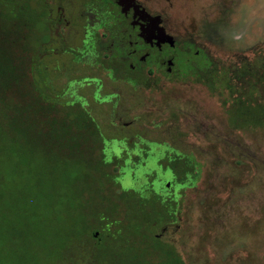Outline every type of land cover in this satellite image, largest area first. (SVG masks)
Listing matches in <instances>:
<instances>
[{"label":"rangeland","instance_id":"374dc122","mask_svg":"<svg viewBox=\"0 0 264 264\" xmlns=\"http://www.w3.org/2000/svg\"><path fill=\"white\" fill-rule=\"evenodd\" d=\"M101 1L103 11L115 16L112 0ZM135 1L158 20L157 28L176 43L174 50L185 52L181 47L191 45L201 52L216 79L212 83L210 73L201 70L164 75L163 64L153 69L160 64L152 52L133 64L138 74L122 75L125 58L116 59L119 66L112 71L107 56L114 46L104 30L89 25L91 13H84L96 10L99 0H44L50 41L39 48L33 95L51 98L55 122L66 123L64 136H80L73 117L84 111L95 143L86 170L61 152L46 153L18 137L11 149L0 129V264H55L59 256L77 251L68 239L82 233L81 247L92 248L91 235L104 221L95 215L116 222L109 229L118 227L126 236L118 249L145 250L153 264L158 252L148 238L134 235L135 224L144 235L152 230L170 243L183 264H264V121L229 100L218 80L220 74L238 77L242 58L264 55V0ZM44 35L36 29L33 38ZM100 43L108 51L100 52ZM92 51L100 56L92 60ZM253 92L261 94L258 87ZM162 147L170 149L165 157L174 151L191 157L198 171L192 182L180 181L175 216L159 224L149 203L138 211L120 187L151 188L157 165L165 161L150 158ZM99 160L105 164L96 166ZM160 178L168 180L169 174ZM78 190L89 198L82 212ZM140 215L147 220L136 218Z\"/></svg>","mask_w":264,"mask_h":264},{"label":"trees","instance_id":"16d2710c","mask_svg":"<svg viewBox=\"0 0 264 264\" xmlns=\"http://www.w3.org/2000/svg\"><path fill=\"white\" fill-rule=\"evenodd\" d=\"M33 4L41 5L38 11L30 3V0H0V129L4 135V140L14 145L11 149L16 150V137L25 141H30L41 147L45 152L55 150L61 152L62 156H68L75 160L83 168H87L90 164L91 152L95 143L94 131L90 123L80 114L73 117L75 130L84 132L85 144L81 147V136L72 135L64 136L66 123L59 119L54 120L53 111L54 105L51 98H45L39 93L34 97V90L37 87L33 81V71L42 57L39 48L46 45L50 40L49 26L51 23L49 13L50 10L45 6L44 0H33ZM99 7L95 10L86 8L84 13H93L91 21L95 22V29H102L108 35V39L114 46V51L111 56H108V67L115 71L117 63L112 64L110 60L117 59L122 61L128 55V49L124 42H121L119 37L125 35L127 25L120 23L119 12L114 15L106 14L103 10L104 1L99 0ZM104 15L109 16L105 18ZM115 20V21H114ZM116 22V23H115ZM39 29L45 32L41 38L34 39V31ZM33 38V39H32ZM38 43V44H37ZM48 45V44H47ZM100 52L108 51L103 48L100 43ZM113 59V60H114ZM242 58L237 64L236 71L238 77L231 74H220L218 76L219 88L226 89L229 100L243 105L246 111L251 115L259 116V119L264 121V55H253L251 59ZM191 62V63H190ZM208 62L202 54L189 62L179 61L176 67H184L185 71L180 74L194 75L198 69L203 73L209 74ZM124 68V74L128 67L126 63L121 62ZM128 70V69H127ZM215 72L211 70L210 78L213 83ZM249 86V87H247ZM258 87L261 91L259 97H256L253 90ZM45 99V100H44ZM45 101H48L45 102ZM50 102V103H49ZM77 134V133H76ZM16 152V151H15ZM81 152V154H80ZM47 153V152H46ZM150 160L156 161L163 158L165 163L158 164V172L155 173L154 181L151 183V188H140L126 190L120 187L122 196L133 199L134 207H138V211H142L145 205L149 203L150 208L155 209L154 222H165L174 218L177 209V202L172 196L171 189L173 185H177L180 189V181L192 182L197 175L198 164L191 157L173 154L172 157H165L166 152L162 148L153 151ZM80 154V155H79ZM105 164L103 160L95 163L96 166ZM153 166H151V169ZM87 170V169H86ZM147 171V167H146ZM97 172V171H96ZM164 173L169 174L168 180H161ZM180 175L182 179L180 180ZM91 176V175H90ZM189 179V181H188ZM171 180V182H170ZM162 183L163 185H159ZM171 183V185L169 184ZM158 185V190L153 186ZM176 187V186H175ZM82 190H86L82 188ZM91 195V190L87 191ZM80 202V212L84 210L85 204L89 203V198H83L82 192H77ZM87 200V201H86ZM84 213V212H83ZM92 220L94 216L91 213H84ZM144 216V215H143ZM97 221H103L99 225V230L94 231L91 235V247L88 250L81 247L82 234L76 235L72 240L68 239L69 244L74 243L76 252L68 251V254L63 257L59 256L55 264H153L147 258L149 256L145 250L133 249L131 245H125L124 250L118 249L122 243H126V236H122L121 230H110L111 223L107 217L95 215ZM147 216L140 220H147ZM86 221V220H85ZM140 225H133L132 232L135 236H140L139 239H149L150 247L158 252L159 261L154 264H183L174 247L167 242L159 241L154 235H151L152 230H147V236L140 232ZM83 226L82 230H85ZM140 232V233H138ZM146 242V241H145ZM103 244H105L103 246ZM128 248V250H126ZM135 248V247H134ZM120 250V251H118ZM130 251L134 252L133 254Z\"/></svg>","mask_w":264,"mask_h":264},{"label":"flooded vegetation","instance_id":"af4514ba","mask_svg":"<svg viewBox=\"0 0 264 264\" xmlns=\"http://www.w3.org/2000/svg\"><path fill=\"white\" fill-rule=\"evenodd\" d=\"M112 2L113 4H115L119 12L121 19L120 23L122 22L123 24L127 25L128 26L127 31L130 32L129 34H125L124 36L119 37L121 39V42H124L125 44L127 43L126 44L127 49L128 46H131V48L127 50L128 55L125 57L126 60L125 63L127 62L126 65L128 66L126 68V71L130 73L129 75H132L134 73L138 74L140 69L137 66H133V64L135 62H140L141 59L145 55H149L150 52L154 53L153 55L156 56L154 59L158 61V64H160L159 67H155L153 69L160 70V68L163 66L164 75H173V74L180 75V73L182 71H185L186 68L176 67L179 61L189 62L191 61V59H196L201 55V52H199L198 50H192L191 45L181 47L182 50H185V52L184 51L181 52V50H176V49L174 50L176 43L173 44L172 40L170 41V37H168L169 35L165 37H159L157 33L158 28L156 26L158 20L156 18L152 20L148 16H146L141 6L135 0H131V1L112 0ZM89 16L91 18L93 17V15H89ZM89 25L95 28V22L90 21ZM138 48L142 49L141 53L138 52ZM90 49L91 50L93 49V42H91ZM88 52H90V50ZM91 53H92V60L94 57L100 56L99 52L96 53L92 51ZM113 59L110 61L112 64H115L116 59L114 60ZM128 62H131V64L128 65ZM194 71H200V70L194 69ZM125 74L124 72L122 73V75ZM80 115H82L85 119L88 117L87 114L82 110ZM79 134L81 137L84 136L83 130L80 131ZM162 150L164 152H169L170 149L162 147ZM172 153L178 156L180 155L175 151ZM169 184L171 185V183ZM177 187L178 186L174 184L173 188L171 189L172 196L174 198L177 195V191L180 190L177 189Z\"/></svg>","mask_w":264,"mask_h":264},{"label":"water","instance_id":"95a60500","mask_svg":"<svg viewBox=\"0 0 264 264\" xmlns=\"http://www.w3.org/2000/svg\"><path fill=\"white\" fill-rule=\"evenodd\" d=\"M128 1V0H125ZM157 33L159 35V37H165V35L162 33V31L160 29H157Z\"/></svg>","mask_w":264,"mask_h":264}]
</instances>
